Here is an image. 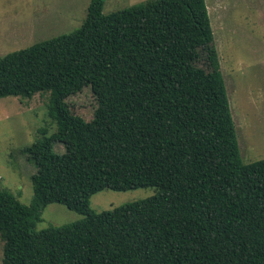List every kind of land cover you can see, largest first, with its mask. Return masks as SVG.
<instances>
[{"label": "trees", "instance_id": "trees-1", "mask_svg": "<svg viewBox=\"0 0 264 264\" xmlns=\"http://www.w3.org/2000/svg\"><path fill=\"white\" fill-rule=\"evenodd\" d=\"M104 4L0 57V98L50 93L56 126L22 150L32 202L0 184L1 264H264V159H242L207 1ZM87 86L91 120L67 101ZM147 187L158 192L91 206L104 189ZM53 203L84 217L37 230Z\"/></svg>", "mask_w": 264, "mask_h": 264}, {"label": "rangeland", "instance_id": "rangeland-1", "mask_svg": "<svg viewBox=\"0 0 264 264\" xmlns=\"http://www.w3.org/2000/svg\"><path fill=\"white\" fill-rule=\"evenodd\" d=\"M147 0H105L104 12L118 11ZM225 77L244 163L264 159V0H206ZM91 0H0V57L35 42L81 27ZM77 113L91 120L98 101L91 86L67 98ZM50 93L32 98H0V184L30 204L31 177L37 167L22 150L37 138L40 127L56 126L49 116ZM58 152L64 151L61 144ZM156 187L127 191L104 189L94 194L96 211L155 195ZM84 216L63 204L44 208L36 229L61 226ZM3 241L0 238V264Z\"/></svg>", "mask_w": 264, "mask_h": 264}]
</instances>
